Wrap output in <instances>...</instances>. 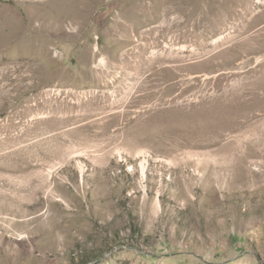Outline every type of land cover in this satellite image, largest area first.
<instances>
[{"label": "rangeland", "instance_id": "rangeland-1", "mask_svg": "<svg viewBox=\"0 0 264 264\" xmlns=\"http://www.w3.org/2000/svg\"><path fill=\"white\" fill-rule=\"evenodd\" d=\"M0 264H264V0H0Z\"/></svg>", "mask_w": 264, "mask_h": 264}]
</instances>
